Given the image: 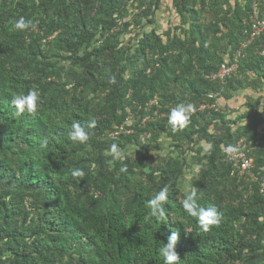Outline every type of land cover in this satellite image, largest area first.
Returning a JSON list of instances; mask_svg holds the SVG:
<instances>
[{
  "label": "trees",
  "instance_id": "obj_1",
  "mask_svg": "<svg viewBox=\"0 0 264 264\" xmlns=\"http://www.w3.org/2000/svg\"><path fill=\"white\" fill-rule=\"evenodd\" d=\"M163 2L177 22L158 33ZM254 3L264 19V0H0V264H164L173 231L179 264H264V32L233 76L204 77L248 41ZM20 17L37 26L17 30ZM33 88L37 112L17 115L13 95ZM208 92L221 107L173 131L168 109ZM76 122L85 143L70 138ZM237 141L252 160L244 176L222 152ZM187 169L201 206L224 213L219 227L203 232L183 209ZM165 186L160 224L147 201Z\"/></svg>",
  "mask_w": 264,
  "mask_h": 264
},
{
  "label": "clouds",
  "instance_id": "obj_2",
  "mask_svg": "<svg viewBox=\"0 0 264 264\" xmlns=\"http://www.w3.org/2000/svg\"><path fill=\"white\" fill-rule=\"evenodd\" d=\"M250 25H251V21H250ZM36 26H37L36 23L32 19L26 20L24 17H20L14 24V27L17 30H27L30 28H35ZM263 32L264 30L261 33ZM238 49L239 47L237 48V50L233 55H231L226 59L225 65H228L232 62V59L234 56H236ZM242 51L243 50H241L239 57H237L236 69L239 66L240 58L243 57ZM220 66H218L215 70H217ZM234 74L235 71L231 76H233ZM109 82L113 84L116 83L115 77H111ZM208 93H214V92H208ZM216 99L221 107L222 103L220 102L218 97H216ZM40 101H41V95L39 90L33 88V89H29L26 94L25 93L14 94L11 103L13 107L16 109L17 115L23 114L25 111L31 114H35L37 112ZM155 110H157L159 114L158 116H162V113H160L158 109ZM154 111H152L151 114L152 116L154 115ZM194 112H195V106L192 104H184V103L177 104L175 107L168 109V113L166 115L168 116V124L172 126L173 131L182 130L188 127L191 121V116L192 114H194ZM129 117L130 116H127V118ZM143 119L141 123H145L147 120L150 121L154 120L155 117L153 116L150 119H145V120ZM95 126H96V120L93 118L89 122V127H95ZM70 138L73 141L85 143L89 139V134L85 131L84 127H82L79 122H76L73 123L71 126ZM44 145H47L46 140L44 141ZM205 151L211 152V145H208L205 148ZM229 151H232V149H229ZM109 152L110 155L112 156L113 161H122L125 158L123 149H121L116 144H113L111 146ZM197 169H194L193 172L188 173L187 176L185 177L186 181H188L190 185L195 170ZM120 171L126 172L127 168L121 167ZM71 175L73 177L83 179L85 176V172L82 168H75L72 170ZM261 192H263L262 194H264V190ZM201 197H202V193L198 192V189L195 186H191V190L187 191L184 195V199L182 201V207L189 216L196 218L200 229L203 232H207L212 226H216V227L220 226V224L223 221L224 213L214 205L209 207L201 206L200 203ZM168 199H169V190L168 187L165 186L161 188L159 192H157L154 196H152L151 199L147 201V207L150 209L149 215L155 218L156 220L160 221V224L167 219L166 214L168 213V210L166 209L165 205L167 204ZM178 238H179V232L173 231L171 235L167 237V243H162V246L159 247L158 252L160 256L163 258L164 264H179L180 257L175 250V245L178 241Z\"/></svg>",
  "mask_w": 264,
  "mask_h": 264
},
{
  "label": "built area",
  "instance_id": "obj_3",
  "mask_svg": "<svg viewBox=\"0 0 264 264\" xmlns=\"http://www.w3.org/2000/svg\"><path fill=\"white\" fill-rule=\"evenodd\" d=\"M253 13L251 15V33L249 36L248 41L240 43L239 49L237 51L236 56L233 57L232 62L228 65H221L217 70L212 71L208 74H205L204 77L206 79L210 80H220L222 81L226 77L231 76L236 67H237V57H239L241 50L250 43L255 37L259 36L261 32L264 30V20L260 19L258 17V11L256 4H253ZM217 93H208L205 98L202 100L196 101L195 104L189 103L195 106V112H202L209 109L218 110L220 108V105L216 99ZM150 104H154L157 107V102L155 100H151ZM157 110L154 111V117H158ZM152 115H147L145 119H150L153 117ZM163 116V114H162ZM143 119V120H145ZM120 129H123V126L120 127ZM243 141H237L236 143L231 145H227L226 147H222V152L226 154V158L228 162L232 165V175H238V176H244L248 173V170L250 167H252V160L246 156L245 150L243 151ZM242 145V146H241ZM229 149H232V151H229ZM261 190H264V181L261 183Z\"/></svg>",
  "mask_w": 264,
  "mask_h": 264
},
{
  "label": "rangeland",
  "instance_id": "obj_4",
  "mask_svg": "<svg viewBox=\"0 0 264 264\" xmlns=\"http://www.w3.org/2000/svg\"><path fill=\"white\" fill-rule=\"evenodd\" d=\"M169 3L170 2L161 3V6H160L159 10L157 11L156 25L158 26V33H161L162 30H165V29H167L169 27H172V25H174V23L177 22L176 21V16L172 13V9L167 7V5H169ZM245 99L246 98L244 96L239 97V100L237 101V103L234 104V105H231V107L232 108H237V109H239V111H242L244 109V107H241V106H243V104L245 103ZM259 133L261 134V133H263V131L260 130ZM165 141H167L166 138L161 136L153 143V145L155 144L154 146H156V147H160L161 149L164 148V150H162V152H161L162 156L166 154V151L168 149V148H166L167 144H164ZM202 144L205 145V147H207L206 144H204V143H202ZM132 157H134V155H132ZM185 173H186V176H187V174L189 173V170L187 169L185 171ZM179 185H180V187H182L184 192H187V191L191 190V186H190L189 182L186 181V179L181 180Z\"/></svg>",
  "mask_w": 264,
  "mask_h": 264
},
{
  "label": "crops",
  "instance_id": "obj_5",
  "mask_svg": "<svg viewBox=\"0 0 264 264\" xmlns=\"http://www.w3.org/2000/svg\"><path fill=\"white\" fill-rule=\"evenodd\" d=\"M241 96H242V95H241ZM241 96H239V97H241ZM239 97H238L237 101L239 100Z\"/></svg>",
  "mask_w": 264,
  "mask_h": 264
},
{
  "label": "bare ground",
  "instance_id": "obj_6",
  "mask_svg": "<svg viewBox=\"0 0 264 264\" xmlns=\"http://www.w3.org/2000/svg\"><path fill=\"white\" fill-rule=\"evenodd\" d=\"M160 105H161V103H160ZM161 117V116H160Z\"/></svg>",
  "mask_w": 264,
  "mask_h": 264
}]
</instances>
